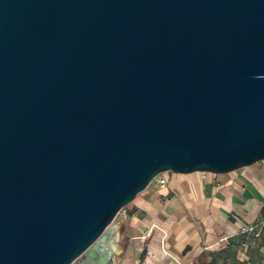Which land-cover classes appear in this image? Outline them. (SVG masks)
Segmentation results:
<instances>
[{"label":"water","instance_id":"95a60500","mask_svg":"<svg viewBox=\"0 0 264 264\" xmlns=\"http://www.w3.org/2000/svg\"><path fill=\"white\" fill-rule=\"evenodd\" d=\"M264 159V0H0V264H116L160 173Z\"/></svg>","mask_w":264,"mask_h":264},{"label":"crops","instance_id":"0c3cea01","mask_svg":"<svg viewBox=\"0 0 264 264\" xmlns=\"http://www.w3.org/2000/svg\"><path fill=\"white\" fill-rule=\"evenodd\" d=\"M257 163L226 177L204 171L197 197L186 194L181 184L173 185L169 178L166 185L157 184L150 197H141L156 207V215L138 199L142 212L129 217L130 225L138 231L137 241L126 248L119 264L261 262L264 159ZM186 178L192 179L190 175ZM163 186L166 192L160 190Z\"/></svg>","mask_w":264,"mask_h":264},{"label":"rangeland","instance_id":"374dc122","mask_svg":"<svg viewBox=\"0 0 264 264\" xmlns=\"http://www.w3.org/2000/svg\"><path fill=\"white\" fill-rule=\"evenodd\" d=\"M261 164H263V162H261ZM257 165H259V164L257 163ZM249 167H254V164H252V166H249ZM247 168H248V166L245 168L237 169V170L229 172V173H218L217 177H226V176H229L233 172H237V171L247 169ZM167 174L172 176L174 174V172H172V171H168L167 173L163 172V173H161V175L157 179L155 177L151 181V183L143 191H141L130 203L125 205L121 209V211L117 214L114 221L119 224L122 238L120 240V246H121L120 248L121 249H120L119 253L116 255V259H117L116 264H119L120 259L127 254L126 248L129 247V249H130L131 246L135 245V242L137 241L138 231L136 228H134L130 225L129 217L132 214H141L142 210L137 205L138 199L141 197H150L152 195V189H153V191L156 190L157 184L159 182L158 179L161 177L166 178ZM258 258L261 261L258 264H264V257L261 256Z\"/></svg>","mask_w":264,"mask_h":264},{"label":"bare ground","instance_id":"6f19581e","mask_svg":"<svg viewBox=\"0 0 264 264\" xmlns=\"http://www.w3.org/2000/svg\"><path fill=\"white\" fill-rule=\"evenodd\" d=\"M167 173V172H166ZM191 176L192 179L188 180L186 177ZM188 176L186 174H181V173H174L172 176L167 174L166 179H170L171 183L173 185L176 184H181L186 192V194H188L189 196L193 195L195 197L198 196V191H199V187H198V180H200L201 177H203L204 175V171H195L192 172L191 174H189ZM262 182V181H260ZM160 190L162 192H166V187L163 186L160 188ZM141 204L146 206L148 208V210L156 215V207L151 204L150 202H146L144 199L141 198ZM153 228V226L150 224V230ZM163 231H166L165 229H163ZM162 231V232H163Z\"/></svg>","mask_w":264,"mask_h":264},{"label":"built area","instance_id":"2783aa9c","mask_svg":"<svg viewBox=\"0 0 264 264\" xmlns=\"http://www.w3.org/2000/svg\"><path fill=\"white\" fill-rule=\"evenodd\" d=\"M167 172V171H166ZM161 175V173L160 174H158L157 176H156V179L159 177ZM158 184L159 185H166L167 184V182H168V179H166V178H164V177H161V178H159L158 179Z\"/></svg>","mask_w":264,"mask_h":264}]
</instances>
